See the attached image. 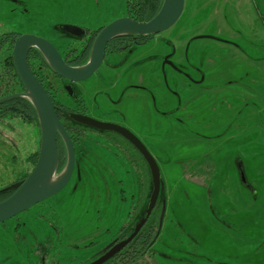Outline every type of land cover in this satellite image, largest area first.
<instances>
[{
  "label": "rangeland",
  "instance_id": "374dc122",
  "mask_svg": "<svg viewBox=\"0 0 264 264\" xmlns=\"http://www.w3.org/2000/svg\"><path fill=\"white\" fill-rule=\"evenodd\" d=\"M187 2L171 28L136 49L144 90L124 91L115 108L118 124L139 127L163 182L155 253L128 264H264V32L247 0H194L190 12ZM124 13V0H0V36L41 33L62 49L77 44L56 26L95 30ZM173 46L175 65L163 70ZM9 55L5 44L0 71ZM100 72L82 82L96 91L91 108L93 97L104 101ZM38 136L37 125L0 117V189L28 171ZM88 143L78 180L0 222V264H88L117 235L138 174L110 140Z\"/></svg>",
  "mask_w": 264,
  "mask_h": 264
},
{
  "label": "flooded vegetation",
  "instance_id": "af4514ba",
  "mask_svg": "<svg viewBox=\"0 0 264 264\" xmlns=\"http://www.w3.org/2000/svg\"><path fill=\"white\" fill-rule=\"evenodd\" d=\"M247 1L252 6V9L254 10L255 15H256V19L260 27L262 28V32H264V0H247ZM192 3H194V0H191V3L188 0L187 2L188 7H191ZM185 4H186V0H184L183 8L185 7ZM193 9L192 7L189 8V12L193 11ZM124 16H127V15H125L124 13ZM176 22H174V24ZM172 26H170L169 28H171ZM56 29L59 30L62 34L70 36V38L74 39V41L77 44V46H72L71 43H67L61 49L60 47L64 43L59 46L53 40L47 39L54 45V47L60 53L64 61L67 64L71 65L70 63L76 62L77 58L81 55V52L84 49H86L85 47L88 43L87 41L89 40V38H91L94 35V34L92 35L93 31L97 30L96 31L97 33L100 28L95 29V30H88V29L82 28L83 30L82 34L78 36L68 34L62 31L57 26H56ZM22 33L23 32L16 33V34L14 33V35L17 37ZM28 33L41 36L46 39L45 35L41 33H36V32H28ZM160 33L150 35L146 39H141L138 36L125 35V36L119 37L117 40L111 42L109 45H108L109 42L107 43L108 47L106 45L104 59L98 68L101 71L100 72L101 75L99 78V86L102 89L101 95L104 94L103 95L104 101L100 102L96 100V98L93 97V101H91L92 108L89 107V105H87L86 99L88 98V96L91 97L93 92H96V91L93 90L90 92V90L87 87L85 88L82 83L88 78L83 81H79V82H72V83L68 82L67 80L58 77L51 71L48 65L43 62L44 59L38 50H36L35 48H30L28 51L29 66L31 70L33 71V73L38 78V80L42 83L45 90L50 95L52 102L55 105L56 113L62 125L64 126L65 130L67 131L72 141V144H73L74 166H73L70 179L74 177L75 180H78L79 175L81 173V169L84 167L86 169L87 165L89 167L88 163L83 166L81 165V160L84 159V155L86 153L87 146L89 144L88 142H92L96 144V143H99L102 141H108V140H110L112 146H117L119 149H121V151L128 158L129 162L132 163L134 170L138 174L135 179L136 180L135 191L132 194L133 196H132V200L130 203L131 205H129L126 221L123 223L122 227L119 229L117 235L112 240L107 242L102 247V249L95 256H93L92 260L97 259L101 255H103L105 252H107L115 244L129 237L130 234L134 231L136 224L141 219L144 218V222L139 228V230L137 231V233L132 237V239L128 241L119 251H117L111 257H109L106 261H104L102 264H128L132 262L136 263V262H139V260L142 259L146 254L147 255L149 254L148 257L152 258L151 255L155 253V251L151 249V246L155 242L160 232V226L162 222V221L160 222V212L162 209L164 197H161L160 195L162 193H159L156 203L152 207L149 214L146 215L145 210L147 207V202H148L149 194L151 191V179H150V173H149L148 166L144 158L142 157L140 151L130 141H128L126 138L122 137L121 135L115 132H112V131H102V130H97L95 128L81 125L77 123L76 121H74L70 117V114L73 113V114L85 115V116H88L98 121L118 124L114 119V116L117 115L115 114V108H116V105L117 104L119 105L120 102L123 100L124 91L133 89L134 90L133 94L136 96L137 92L135 93V90L136 91L144 90V87L141 86V82L143 79L141 71L135 65L137 63L135 58L139 56L137 55V53H135V51L141 45H144L146 43L148 44L149 42H151L153 44L155 40L154 37L158 36ZM212 38L219 40V41L222 40L220 38L218 39L215 36H212ZM226 42L231 43L230 41H226ZM186 45H188V42L186 43ZM89 50H90V47L87 50L88 54H89ZM175 54H176V48L174 46L172 47L171 51L170 49H166V52L161 56V61L162 59H164L162 63L163 70L165 68V65L167 64L171 68H172V64L175 65L173 61V57ZM130 64H133V65L131 66L130 70H128L129 68L128 66ZM175 68L177 70L175 69L174 71L182 74L185 78H190L191 80H193V82L197 83L196 80L192 79L190 73H188L187 71H184V69H180L179 67L175 66ZM195 71H197L199 74L202 72L198 67L195 68ZM93 74L90 77H92ZM120 82H124V85L122 87H118V84ZM177 84L180 86L181 89L184 88V84L182 83V81H178ZM66 88L70 89L71 93H69ZM58 91L65 94L64 99L61 98V96L57 94ZM20 92H23V91H20ZM112 94H115L116 98L113 97ZM179 108L181 110L186 109L185 107L184 108L179 107ZM154 111L156 112V114L161 115L160 117H162V115H166L167 113V112L162 113L157 110H154ZM94 114H96L97 116ZM101 114H103L104 117L106 116L105 117L106 120H103L100 117ZM174 119L178 121L177 123L182 121L180 117L179 118L174 117ZM120 126H123V125H120ZM123 127L128 129V125L127 126L124 125ZM130 128L131 127H129L128 130L138 138L139 135L132 128L131 129ZM57 147L61 151L64 150L65 158H64V163L61 166V170H62L66 162V150H65L63 140L61 139L60 136L57 137ZM100 148H103V147L101 146ZM104 148L106 147L104 146ZM58 164H59V161H58ZM141 170L143 171V174H144L143 183L140 177ZM242 180H243L244 188H246V190L247 189L249 190L250 187L247 181L243 179V177H242ZM158 209H159V216H158V224L156 226V223L152 222L151 224V221L156 219ZM148 226H152L151 229L149 228L148 232L152 229L154 231L153 234L151 235V240L150 238L148 239L147 237H145V234L146 236L148 235L147 231L144 234H140L141 233L140 231L142 229H147ZM134 240L135 242H133ZM132 242L134 245L133 249L129 248ZM134 250H138V253L134 254L133 253ZM141 250H144V253L139 255L140 254L139 252Z\"/></svg>",
  "mask_w": 264,
  "mask_h": 264
},
{
  "label": "water",
  "instance_id": "95a60500",
  "mask_svg": "<svg viewBox=\"0 0 264 264\" xmlns=\"http://www.w3.org/2000/svg\"><path fill=\"white\" fill-rule=\"evenodd\" d=\"M184 6V0H163L158 12L147 21H137L128 16L114 19L101 27L91 43L87 61L79 66L67 64L54 45L47 39L34 34H20L12 44L11 58L24 88L23 92L8 94L0 97V102L12 97L27 98L37 117L40 132L38 154L34 165L25 178L0 189L14 191L0 201V222H3L29 207L47 199L61 190L69 181L74 166V148L72 141L62 125L55 105L42 83L31 70L28 63V51L35 48L42 55L48 67L58 77L68 82H79L89 78L101 65L107 43L122 35L144 36L160 33L176 22ZM59 28L71 35H81L80 27L63 24ZM69 93L70 89L66 88ZM77 123L102 131H112L130 141L141 153L150 173L151 191L149 194L146 215L156 203L159 193L163 191L160 168L154 157L144 144L127 128L110 122H102L85 115L70 114ZM63 140L66 150V162L61 171L57 172L59 155L57 137ZM164 215V200L160 212V222ZM144 222L141 219L134 231L125 240L115 244L107 252L88 264H102L114 253L119 251L137 233Z\"/></svg>",
  "mask_w": 264,
  "mask_h": 264
},
{
  "label": "trees",
  "instance_id": "16d2710c",
  "mask_svg": "<svg viewBox=\"0 0 264 264\" xmlns=\"http://www.w3.org/2000/svg\"><path fill=\"white\" fill-rule=\"evenodd\" d=\"M162 1L163 0H124L125 15L137 21H147L151 19L158 12V10L161 7ZM96 31H93L92 35L93 34L94 35L91 38H89V40L87 41L88 43L85 47L87 50L91 46V43L94 39ZM122 36H125V35H122ZM149 36L150 35H144V36H138V37L141 39H146ZM15 37L16 36L14 35V32L5 33L2 36H0V49L5 44H8L9 47L10 46L12 47ZM119 37L121 36H117L113 38L111 41H109L108 45L111 42L117 40ZM86 49H84L81 52V55L77 58L76 62H73L70 64L73 66H79V65L84 64L87 61V57H88V51ZM43 62L46 63L45 60H43ZM17 87H19L21 91H24L22 83L20 79L18 78L17 73L15 71L11 55H9L2 61V64H1L0 97L18 92L16 91ZM1 116L20 117L29 123H35V125H37L38 130H39L35 110L31 102L25 97L17 96V97H12V98H9V99H6L0 102V117ZM39 138H40V132H39ZM39 142H40V139H39ZM57 151H58V155L60 158L59 164L57 167V172H59L61 171V166L64 163L65 157H64V150L61 151L57 147ZM37 154H38V149L33 154L30 155L31 167L34 165L36 161ZM27 174L28 173L23 174V176L19 180H22L23 178H25ZM13 191L14 189L4 190V191L0 190V201L8 197ZM160 196L164 197L163 194H161ZM158 216H159V209L157 210L156 219L154 220L152 219L153 221H151V224L152 222H154L156 223V226H157ZM149 228L151 229L152 226H148L147 229H142L140 231L141 232L140 234H144L146 233V231L148 232ZM153 232H154L153 229L150 230L147 236L145 234V237H147L148 239L150 238L151 240V235L153 234ZM133 242H135V240ZM133 242L131 244L132 247L130 245L129 248L133 249L134 247ZM133 253L137 254L138 250H134ZM139 253H140L139 255L143 254L144 250H141Z\"/></svg>",
  "mask_w": 264,
  "mask_h": 264
},
{
  "label": "crops",
  "instance_id": "0c3cea01",
  "mask_svg": "<svg viewBox=\"0 0 264 264\" xmlns=\"http://www.w3.org/2000/svg\"><path fill=\"white\" fill-rule=\"evenodd\" d=\"M204 79H205V76H204ZM32 124L35 125V123H32ZM131 128H132L135 132H136V131H139V132H140L139 127H138V129H136V128H134L133 125H132ZM136 133H137V132H136ZM39 139H40V138H39V136H38V144H37V148H36L35 150H33V151L28 155V157H27V159H26L27 162H28V165H29L28 171H27L26 173H28V172L31 170V168H32V167H31V162H30V155L33 154V153L39 148ZM24 174H25V173H24Z\"/></svg>",
  "mask_w": 264,
  "mask_h": 264
}]
</instances>
